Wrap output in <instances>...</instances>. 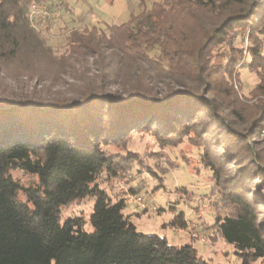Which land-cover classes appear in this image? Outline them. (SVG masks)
Returning a JSON list of instances; mask_svg holds the SVG:
<instances>
[{
	"label": "trees",
	"instance_id": "trees-1",
	"mask_svg": "<svg viewBox=\"0 0 264 264\" xmlns=\"http://www.w3.org/2000/svg\"><path fill=\"white\" fill-rule=\"evenodd\" d=\"M42 1L0 0V264H213L192 240L139 232L128 202L100 186L119 179L141 194L135 164L162 178L128 151L138 134L200 151L224 210L205 226L209 240L241 264L264 261V0H138L126 23L71 29L64 53L30 21ZM246 35L259 79L248 99L234 75ZM34 81L45 90L29 91ZM86 198L92 231L83 217L62 223ZM176 208L169 226L188 228Z\"/></svg>",
	"mask_w": 264,
	"mask_h": 264
},
{
	"label": "rangeland",
	"instance_id": "rangeland-1",
	"mask_svg": "<svg viewBox=\"0 0 264 264\" xmlns=\"http://www.w3.org/2000/svg\"><path fill=\"white\" fill-rule=\"evenodd\" d=\"M63 1L67 4L68 9H63L64 15L61 18L47 24L49 26L43 22L36 24V29H42V35L56 53L66 51V37L71 29L123 24L128 22L131 15L138 13L140 9L138 0ZM154 1L156 0H150L147 6L150 7ZM248 45V35H246L243 44V59L236 66L234 74L238 75L241 81L240 85L236 84V89L246 99L251 97V92L259 83L257 73L245 66L249 61L246 52ZM33 88L38 91L45 90L35 81L28 84L29 91H32ZM249 101L254 102V100ZM128 151L138 154L149 167H155L160 176L162 175L161 179H155L146 172L139 173V164L133 165L132 174L136 178L133 184L137 185L141 181L145 183L143 192L136 195L143 199L145 207L128 201L134 194L130 192L125 181L114 179L108 182L105 177H102L99 184L111 197H118L128 202L124 213L131 216L138 231L147 235L167 238L173 245H184L192 240L199 254L213 264H241L234 254L233 246L225 244L222 240H218L214 244V241L209 240L207 232L204 230L205 226L208 227L212 224L217 215L223 214L224 210L217 204V196H211L213 187L211 172L199 163L200 151L192 149L186 141L178 148L162 149L154 137L149 134L136 135L131 140ZM159 153L164 156H158ZM186 158L191 161L189 167L184 162ZM168 159L177 164L176 169L169 168ZM156 165L168 171L162 174ZM199 169L200 171H198ZM16 177L26 182L31 178L17 174ZM95 201V198H86L66 207L63 210L62 223L70 218L83 217L87 222L84 230L91 232L89 217L93 212ZM173 207H177L178 212H184L189 222L188 228L174 229L169 226L176 215L172 210ZM254 264H264V261L259 260Z\"/></svg>",
	"mask_w": 264,
	"mask_h": 264
},
{
	"label": "built area",
	"instance_id": "built-area-1",
	"mask_svg": "<svg viewBox=\"0 0 264 264\" xmlns=\"http://www.w3.org/2000/svg\"><path fill=\"white\" fill-rule=\"evenodd\" d=\"M58 0H43L42 2H35L31 5L29 11V18L32 24L36 27L38 23H53L55 20L64 15V10L60 8ZM69 13V12H66ZM129 202L137 206L145 207L143 199L140 196L134 195Z\"/></svg>",
	"mask_w": 264,
	"mask_h": 264
}]
</instances>
